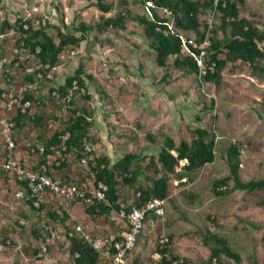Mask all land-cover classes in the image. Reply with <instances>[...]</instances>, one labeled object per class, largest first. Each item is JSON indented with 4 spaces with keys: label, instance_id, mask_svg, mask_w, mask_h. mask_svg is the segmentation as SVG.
I'll use <instances>...</instances> for the list:
<instances>
[{
    "label": "rangeland",
    "instance_id": "rangeland-1",
    "mask_svg": "<svg viewBox=\"0 0 264 264\" xmlns=\"http://www.w3.org/2000/svg\"><path fill=\"white\" fill-rule=\"evenodd\" d=\"M19 1L20 6L14 5L11 14L9 9L12 7L9 8L7 0H0V24L13 15V22L30 20L38 26L48 21L73 30L81 22L95 24L102 16H115L123 7L120 0H102L114 4L113 11L104 14L95 6L97 0ZM128 3L135 13H145L138 0H128ZM244 11L264 30V0H248ZM49 32L56 34L55 29H49ZM186 34L191 40L195 39L194 35ZM150 44L143 26L128 21L125 30L102 35L93 32L79 47H69L60 55V64L47 73V77L38 75L37 88L31 91L35 102L27 113L25 127L14 130V126L6 133V129L0 126V155L7 150L6 135L9 134L15 145L14 154L22 159L27 154L35 166L40 155L28 152V149L41 148V138H50L60 131L71 109L89 108L93 122L91 135L97 141L88 146L94 155L86 156L84 162L75 156L68 157V166L63 169L61 163L57 164L64 160L61 151L55 149L56 154L48 159L53 175L64 179L68 176L67 182L85 187L89 193L94 189V180L88 161L94 157L107 155L116 161L124 153L131 152L141 155V165L146 167L152 157H157L165 135L176 142L181 139L190 142L193 129L208 128L216 136L215 162L207 164L194 183L180 182L172 177L164 214L152 218V225L146 224L130 262L156 263L152 256L157 244L162 237L173 234L175 253L190 260V264H202L210 255L201 237V232L208 227L210 232L228 240L240 254L242 264H254L255 261L264 264V190L252 193L235 191L218 197L212 189L216 179L229 173L225 155L233 143L239 144L241 149L242 180L264 178V81L252 77L246 69L235 72L231 65L224 71L220 86L205 81L202 84L195 74L184 76L176 69L167 77L166 71L156 65V53ZM0 46L1 54H7L9 60H13L8 68L16 85L20 78L27 79L28 70L41 68L32 56L16 57V38L7 39ZM260 47L264 49V42ZM17 61L20 62L18 67L15 66ZM80 65L86 75L93 77L92 81L87 80V90L75 88L69 101L54 97L52 92L58 90ZM70 102L73 103L71 106ZM147 176L151 173L146 171L141 178L142 184H150ZM7 179L14 182L0 171V264H38L41 242L31 234V220H25L26 224L19 223L25 227L23 229L16 225L21 221L22 213L29 214L31 208L27 200L16 198L19 188L12 187ZM130 196L132 202L133 195ZM188 196L194 197L190 201ZM172 205L184 212L190 223L184 221ZM64 207L70 212L65 223L55 222L46 214V211H61ZM87 207L89 204L83 201H49L45 213L39 214L42 217L40 225L58 228V238L50 245L42 264H75L70 256L66 232L77 225L91 236L98 233L94 229L98 225L103 226L99 234H109L110 229L106 226L115 224V214L109 218L89 215L85 211ZM31 217L34 221L38 214L34 212ZM190 232L195 234L187 235ZM223 264L234 262L223 258Z\"/></svg>",
    "mask_w": 264,
    "mask_h": 264
},
{
    "label": "trees",
    "instance_id": "trees-1",
    "mask_svg": "<svg viewBox=\"0 0 264 264\" xmlns=\"http://www.w3.org/2000/svg\"><path fill=\"white\" fill-rule=\"evenodd\" d=\"M138 2L145 10L143 15L132 11L129 8L128 0H120L123 7L115 16H102L95 24L81 22L73 30L55 26L48 21L36 26L30 20H16L11 24L8 19H4L2 29L12 27V25L19 27L21 34L16 38L15 48L29 51L36 60V64L41 67L38 70H31L30 75L28 74L26 77V82L34 85L37 83L36 76L47 77V73H51L60 64V55L69 47H79L93 32L102 35L125 30L128 21H134L143 26L144 35L151 42L150 46L156 53V65L166 71L167 77L174 69L184 76L192 74L197 76L196 56L198 50L192 47L190 36L186 33L194 35L195 41L198 43L202 42L208 29V19L214 14L213 28L209 34L210 46L207 49V60L208 64H214L215 67L214 71L209 73L204 81L220 86L224 80L223 73L228 65H231L235 72L246 69L250 71L252 77L264 81V49L260 47V44L264 42V30L254 22L253 16L245 14L244 5L247 0H219L218 4L215 3L216 0H138ZM95 6L104 14L110 13L114 9L113 3H105L102 0H97ZM23 23L28 24V30L23 29ZM49 29H55L56 34L50 33ZM184 48L186 50L182 53ZM37 49H40L39 53H36ZM0 55L3 56L1 50ZM174 55L177 57L173 58ZM11 77L16 82L14 76ZM87 80L92 81L93 77L86 75L84 67L80 65L75 73L67 77L64 84L58 87L57 91L60 98L65 100L74 82H76L78 89L87 90ZM86 97L87 100H90L89 96ZM25 99L32 100L34 106L35 100L31 92L25 95ZM72 104L70 102L69 106ZM70 112L69 118L64 122L60 131H56L50 138H41L43 151L36 146L28 149V152H36L40 155L39 162L35 166L32 164L34 169H39L42 163L49 165L48 159L57 151H61L64 156V160L59 161L62 169L68 166L66 162L68 157L75 156L80 160L86 156L94 155V152H85L86 144H94L97 141L91 135L93 126L91 110L89 108L71 109ZM27 113L18 112L16 114L13 118L16 124L14 130L25 127ZM67 133H69V138L64 143L66 151H62L61 136ZM191 134L192 140L190 142L185 139L176 142L171 136L165 135L157 157H152L146 167L141 165L143 157L131 152L124 153L116 161L107 155L96 156L89 160L88 165L90 173L93 175L94 186L101 183L108 189L105 192L104 201L97 203V205H89L85 211L89 215L109 218L113 213L122 211L130 214L134 209L144 207L152 199H166L167 205L172 177L180 182L194 183L201 170L216 160V136L214 133L208 128L198 127L193 129ZM240 157L239 144H230L225 155L229 173L213 182L212 189L216 196L223 197L235 191L252 193L264 190V178L250 181L242 180ZM183 161L187 163L181 166ZM177 167H180L179 171L176 170ZM146 171L151 173V176H147L146 179L150 182L149 185L141 183V178L146 174ZM60 178L66 184H72L83 190L85 188L67 182L68 176L66 179ZM126 191L127 194L124 193ZM130 194L133 195L132 202H130ZM193 197L188 196L190 201ZM82 201L80 199L75 202ZM169 202L173 204V200ZM28 204L31 208V214L35 212L38 217L33 221L32 217L22 213L21 218L31 220V234L37 242L43 243L45 236L49 235L51 230L58 231V228L40 225L41 216L46 211V206L43 203L39 210L34 208L32 200H28ZM172 206L180 213L184 221L190 223L189 220H186L184 212L178 210L177 206ZM61 211L62 215L56 211H46V214L55 222L65 223L69 219V215L64 209ZM152 218L155 216H151ZM206 219L209 220L210 217H206ZM19 223H16L19 228H25L19 226ZM68 232H66L67 237ZM192 234L195 233L190 232L187 235ZM201 237L203 245L210 251L208 259L202 264H223V258L231 259L234 264H242L240 254L232 248L225 237L210 232L208 227L201 232ZM165 238L168 240L167 242L164 241ZM173 238V234H167L164 239H160L155 252H159L161 258L154 264L191 263L190 260L175 253ZM68 240L70 256L75 264H110L104 261L82 236L68 237ZM37 261L39 264L43 263V259ZM254 264H259V262L255 261Z\"/></svg>",
    "mask_w": 264,
    "mask_h": 264
},
{
    "label": "built area",
    "instance_id": "built-area-1",
    "mask_svg": "<svg viewBox=\"0 0 264 264\" xmlns=\"http://www.w3.org/2000/svg\"><path fill=\"white\" fill-rule=\"evenodd\" d=\"M218 1L216 0L215 3L218 4ZM213 15L208 19V29L204 40L200 43L195 41V39L190 42L192 47L198 50L196 56V65L198 67L197 78L202 84H205V77L209 73H212L215 67L214 64H208L207 60V49L210 46L209 34L213 28ZM2 24L3 22L0 24V44L7 39L18 38L20 36L21 31L18 26L12 25V27H7L3 30ZM22 26L24 30H28V24L23 23ZM185 50L186 48L182 50V53ZM39 51L40 49H37L36 53H39ZM14 53L18 56H32L29 51L17 48H14ZM176 57L177 55H174L173 58ZM12 63L13 60H9L7 54L0 55V126L6 129V133L15 126L13 118L18 112L26 114L33 107V101L25 99V95L30 93L34 86L32 83L26 82L25 78H20L19 84L14 85L16 82L12 80L11 76L13 74L8 68V65ZM19 65L20 62L17 61L15 66L18 67ZM28 74L30 75V70H28ZM39 77L42 78L43 75H39ZM35 78L38 79V76ZM75 88H77L76 82H74L69 95L65 97L66 101L70 100ZM52 94L56 98L60 97L57 90H54ZM6 136L8 137L6 140L8 146L7 150L2 152V156L0 155V170L13 178L16 185L21 186L15 193L18 200H32L33 206L37 210L41 208L42 203H48L47 199H44V196L66 202L81 199L89 205H97V203L105 200V192L108 189L105 185L99 183L88 193L86 190L72 184L64 183L60 177L51 175L52 171L48 164L42 163L39 169L36 170L27 159L19 158L14 154V142L9 139V134ZM68 138L69 133L61 136L62 151H66L64 143ZM41 151H43V148H41ZM90 151L91 148L86 144L85 152ZM82 161L84 162L85 158ZM186 163V161H183L181 166L186 165ZM57 164L59 165L60 162ZM176 170L179 171L180 167H177ZM165 206L166 199H152L144 207L134 209L130 214H126L124 211L117 213L122 225V231L119 235L91 236L83 232L82 226L77 225L74 230L68 232V236L71 238L80 234L100 254L101 258L110 264H128L129 254L137 248L151 216H162ZM20 223L23 224L24 222L20 221ZM57 238V230H51L49 235L45 236L44 242L39 246L38 259H43L48 254L50 245ZM161 239H164V237ZM164 241L167 242L168 240L165 238ZM152 257L155 261H158L161 258V254L155 252Z\"/></svg>",
    "mask_w": 264,
    "mask_h": 264
},
{
    "label": "crops",
    "instance_id": "crops-1",
    "mask_svg": "<svg viewBox=\"0 0 264 264\" xmlns=\"http://www.w3.org/2000/svg\"><path fill=\"white\" fill-rule=\"evenodd\" d=\"M248 1V0H247ZM251 1V0H250ZM20 2L21 1H19V0H7V5L9 6V8L10 7H12V8H10L9 10H10V12H11V14H13L14 13V10H15V6L14 5H18V6H20ZM7 6V7H8ZM18 9V8H17ZM8 20H10V22H11V24H13L14 22V16L13 15H10L9 16V18H8ZM37 82V81H36ZM14 85H16V83L14 84ZM33 86H34V88L33 89H36L37 88V83L34 85L33 84ZM32 89V90H33ZM22 156H24V154H21ZM17 156V155H16ZM24 159H27L30 163H32L31 162V160H30V157L26 154L25 155V158ZM33 164V163H32ZM34 165V164H33ZM1 172H3L2 170H0ZM4 173V172H3ZM7 181L8 182H11V185H12V187L14 186V187H18V188H20V186L17 184H15V182H13V181H11L10 179L8 180L7 179ZM50 200H53V199H51V198H47V201H48V203H49V201ZM27 203H28V201H26ZM64 202H66V201H64ZM48 203H43L45 206H46V209H47V206H48ZM67 203H69V202H67ZM29 205V204H28ZM64 211L65 212H67V214L69 215V217H70V212L68 211V209L66 208V207H64ZM54 212V211H53ZM59 215H62V211H56ZM32 212H31V209H30V211H29V214L28 213H26L25 212V214L26 215H29L30 217L32 216V214H31ZM115 214V216L113 217L114 219H116V222H115V224H113V225H109V226H106V228H108L109 227V234H106V235H119L120 233H121V231H122V228H121V222H120V220H119V217H118V214L117 213H114ZM113 215V214H112ZM62 217V216H61ZM26 219H21V221H23L25 224H26V221H25ZM28 221V220H27ZM29 222V221H28ZM23 223V224H24ZM149 224L150 225H152L153 224V221L150 219L149 220ZM43 226H45V225H43ZM103 226L101 225H98V226H96V228H94L95 230H96V232H98V233H96V235H98V236H105V235H103L102 233L101 234H99L101 231H103V230H101V228H102ZM97 229H100V230H97ZM134 251V250H133ZM133 251L129 254V257H128V264H131V259H130V256H131V254L133 253ZM39 264V263H38Z\"/></svg>",
    "mask_w": 264,
    "mask_h": 264
}]
</instances>
